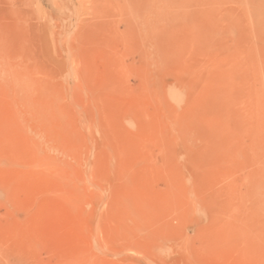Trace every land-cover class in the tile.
Returning <instances> with one entry per match:
<instances>
[{
    "label": "rangeland",
    "instance_id": "374dc122",
    "mask_svg": "<svg viewBox=\"0 0 264 264\" xmlns=\"http://www.w3.org/2000/svg\"><path fill=\"white\" fill-rule=\"evenodd\" d=\"M0 264H264V0H0Z\"/></svg>",
    "mask_w": 264,
    "mask_h": 264
}]
</instances>
